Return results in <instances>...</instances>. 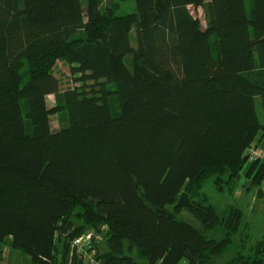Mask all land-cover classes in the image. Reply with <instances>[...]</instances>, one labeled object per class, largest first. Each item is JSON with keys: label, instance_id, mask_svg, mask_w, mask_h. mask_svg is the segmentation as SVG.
Returning a JSON list of instances; mask_svg holds the SVG:
<instances>
[{"label": "trees", "instance_id": "trees-1", "mask_svg": "<svg viewBox=\"0 0 264 264\" xmlns=\"http://www.w3.org/2000/svg\"><path fill=\"white\" fill-rule=\"evenodd\" d=\"M104 1L0 0V243L32 264H84L72 243L88 233L100 264H264L243 211L198 196L264 182L247 155L264 141V0H134L120 16Z\"/></svg>", "mask_w": 264, "mask_h": 264}, {"label": "rangeland", "instance_id": "rangeland-1", "mask_svg": "<svg viewBox=\"0 0 264 264\" xmlns=\"http://www.w3.org/2000/svg\"><path fill=\"white\" fill-rule=\"evenodd\" d=\"M82 1L84 5L85 0ZM208 2H210V0H205V3ZM101 8L103 11L111 10L113 12L111 15L113 16L134 14L136 12V4L134 0H115L112 5H108L104 1L101 5ZM84 9H86L85 6ZM189 11L194 18L200 21L202 30H206L204 8L189 7ZM105 15L109 14L105 13ZM133 45L135 46L134 41ZM57 73H59V76L63 77V90L74 87V77L66 66L58 64ZM47 107L51 109L52 112L54 109H56L57 105L54 96L51 95L47 98ZM257 112L260 119L262 120V111L258 105ZM66 120V115L63 111H54L50 115V124L52 130H59L63 125H66ZM245 173L246 170L243 172V174L245 175ZM248 185L249 181L243 176L239 185L232 194L219 193L216 191L211 179L204 183V186L198 192V196L199 198L201 196H207L210 205H212L219 213L231 206L241 209L244 213L245 225L243 234L246 236L245 233H248L249 236H252V239L248 242V246L251 247L256 245L257 242L264 240V182L259 188L251 187L250 190H246L245 187ZM259 189L262 190L261 194L259 193ZM178 218L179 220L185 221L189 225L198 227V223H196L197 221H195V219L186 211L180 213ZM9 241L10 240L7 239L4 243H0V264H32L31 258L19 251L12 249V247L9 245ZM140 264L143 263L140 262Z\"/></svg>", "mask_w": 264, "mask_h": 264}, {"label": "built area", "instance_id": "built-area-1", "mask_svg": "<svg viewBox=\"0 0 264 264\" xmlns=\"http://www.w3.org/2000/svg\"><path fill=\"white\" fill-rule=\"evenodd\" d=\"M248 162H264V146H252L247 151ZM102 234L88 233L77 238L72 243L75 253L81 257L84 264H100L97 260L98 248L103 244Z\"/></svg>", "mask_w": 264, "mask_h": 264}, {"label": "crops", "instance_id": "crops-1", "mask_svg": "<svg viewBox=\"0 0 264 264\" xmlns=\"http://www.w3.org/2000/svg\"><path fill=\"white\" fill-rule=\"evenodd\" d=\"M56 131H58V130H56ZM262 146H264V141H263V143H262Z\"/></svg>", "mask_w": 264, "mask_h": 264}]
</instances>
